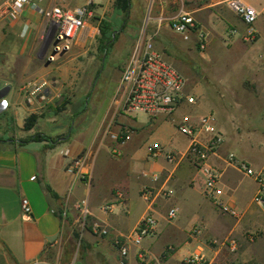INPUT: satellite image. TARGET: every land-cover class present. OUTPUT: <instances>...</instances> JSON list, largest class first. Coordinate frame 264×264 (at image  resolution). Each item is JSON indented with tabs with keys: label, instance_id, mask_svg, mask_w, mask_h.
<instances>
[{
	"label": "crops",
	"instance_id": "crops-1",
	"mask_svg": "<svg viewBox=\"0 0 264 264\" xmlns=\"http://www.w3.org/2000/svg\"><path fill=\"white\" fill-rule=\"evenodd\" d=\"M11 1L0 0V6ZM225 1L131 0V3H151L154 12L151 24L163 27L159 34L156 30L154 46L186 78L184 92L194 98L193 102L182 99L171 116H159L155 120L144 113L119 111L115 94L102 114L88 117L87 110L83 109L79 114L73 113L70 123L60 122L51 109L53 100L56 105L60 97L68 103L69 90L81 83L82 64L77 58L93 49L94 39H97V49L100 21L107 20L115 26L114 22L123 17L116 9L115 0H30L17 16H0V89L10 86L4 96L7 106L0 116V264H76L75 237H80L82 243L79 264H119L114 238L131 232L148 212L157 219L156 233L145 237L142 243L152 264H186L185 258L194 251L203 253L209 264H264V249L258 243L261 240L264 244L261 237L264 207L253 201L257 183L241 172L242 176L236 179L238 170L223 159L232 152L263 173L264 162L254 166L253 157L247 154L248 147L245 153L237 152L226 145L227 141L223 143L224 139L216 153L209 157L208 162L220 170L222 200L240 211V217L235 218L222 213L203 192L205 176L186 155L190 137L177 129L184 117L189 124H195L202 116L211 114L215 118V128L223 137L231 135L232 130L237 135L241 128L248 129L252 135L264 131V0H242L258 13L255 24L258 34L253 42L244 40L247 26ZM33 4L44 8L88 5L86 27L72 40V53L62 54L69 52L71 46L65 51H52L49 24ZM180 10L191 13L198 28L205 33V51L198 50L195 34L184 40L166 22L161 25V17H169ZM121 33L115 49L124 43L125 35ZM136 35L137 32L133 41ZM49 53L54 60L47 58ZM57 53L62 55L56 63ZM107 58V55L101 58L98 75L107 69L112 76L115 71V67H108ZM195 61L206 68L220 65L227 72L218 100L221 116L216 117L212 111L199 115L193 109L199 105L194 94L198 82L190 76L197 72ZM121 71L112 77L117 83ZM41 79L48 80L47 99H37L30 104L24 92L27 83H24ZM92 83L95 86L94 80ZM32 113L39 114L36 123L31 129L23 130L25 118ZM154 121L157 126L152 125ZM167 121L187 137L186 145L180 148L172 138L163 135L150 140L149 128L158 131ZM11 123L20 131L18 137L10 135ZM48 124L54 128H49ZM108 124L112 131L127 125L132 129L129 138L123 143L113 141L104 134ZM37 132L56 141H23ZM210 136L204 131L194 134L203 144ZM232 142L241 148L237 136ZM155 143L176 153V160L169 162L163 155L150 156L149 146ZM80 154L84 157L79 171L66 170ZM86 171L92 176L90 185L80 174ZM153 175L158 178L154 180ZM145 187L151 189L152 196L148 199L142 195ZM22 197L30 203L29 215L21 210ZM84 198L90 209L89 220L101 223L107 228V234H98L91 228L76 232L73 224L77 216L75 204ZM134 198L144 205L135 218H130L132 215L126 214L134 212L138 205ZM105 204L112 205V209L102 211L100 207ZM172 207L177 209L178 219L174 223L172 220L176 216L168 219ZM215 210L218 211L215 213ZM211 213L216 215L211 217ZM179 218H183L182 223H178ZM193 227L200 231L197 236L190 232ZM163 232L170 240L157 245L158 236ZM178 238L184 239L183 247L176 250L171 241ZM227 238L236 241V250L231 251L225 245ZM125 264H141L134 246L130 247Z\"/></svg>",
	"mask_w": 264,
	"mask_h": 264
},
{
	"label": "built area",
	"instance_id": "built-area-1",
	"mask_svg": "<svg viewBox=\"0 0 264 264\" xmlns=\"http://www.w3.org/2000/svg\"><path fill=\"white\" fill-rule=\"evenodd\" d=\"M40 1V0H38ZM26 3L30 0H12L4 6H0V16L9 14L13 17L17 16ZM32 3H37L33 1ZM225 4L234 11L247 26L244 35L246 42H253L257 38V29L255 21L258 16L256 9L242 0H226ZM34 8L43 15L52 29L51 46L52 51L60 52L68 50L72 40L78 36L86 27V18L89 14L88 5L76 6L73 8H64L59 5L49 7H41L33 4ZM160 22H166L170 29L180 35L182 39L189 40L193 34L196 36L195 44L200 52L206 49V35L198 28V25L191 13L180 10L179 12L169 16L161 17ZM156 31L149 33L147 31V23L140 27L127 59L120 75L117 85L116 99L118 100V110L127 114L144 113L151 119L155 120L159 116L169 117L176 110L182 99L193 102V97L188 96L184 92L186 78L179 73L154 46ZM47 58L54 60L53 54L49 53ZM48 80H34L28 82L24 89L27 102L33 104L35 100H46L48 93L46 86ZM4 103L7 106L6 99ZM215 118L208 114L200 118L198 123L189 124L188 118L184 117L177 124V129L190 137V144L186 151V155L192 160L193 164L205 176L203 192L214 202L217 208L225 214H229L235 218L240 217V211L228 205L222 200L223 189L220 183V170L211 165L209 157L215 154L217 148L222 143L224 137L215 126ZM132 129L127 125H122L119 131H112L111 124L104 129V134L115 142H125ZM197 131H204L211 136L206 143H201L194 138ZM150 156L158 157L163 155L167 161L174 162L176 153L166 149L160 144H152L149 146ZM83 155H77L72 162L67 165L68 171H79V167L83 161ZM224 162L241 172L242 174L252 177L257 183V191L253 197V201L264 207V173L251 167L245 160L239 159L234 153L230 152L224 157ZM86 183L90 185L92 176L86 172H81ZM157 175H153V179H157ZM151 189L143 188L142 195L144 199L151 197ZM20 207L25 215L31 213V206L27 198L22 197ZM77 216L73 222L78 231L82 232L87 228L99 232L101 235L108 233L106 227L96 221H90V209L87 199H81L75 204ZM104 212L110 211L112 205L105 204L100 207ZM177 209L172 207L168 211V219L176 216ZM65 215V211L63 212ZM157 230V219L151 212L145 214L136 227L127 234H120L113 240V246L118 252L119 264H125L128 257L130 247L136 248V255L141 264H152L148 257V252L143 247V239L147 236L154 235ZM199 233V229L195 227L193 230ZM264 240V231L261 233ZM225 245L234 251L237 243L234 239L227 238ZM186 264H209V259L200 251H194L185 258ZM37 264H48L47 262H38ZM230 264H239L232 262Z\"/></svg>",
	"mask_w": 264,
	"mask_h": 264
},
{
	"label": "rangeland",
	"instance_id": "rangeland-1",
	"mask_svg": "<svg viewBox=\"0 0 264 264\" xmlns=\"http://www.w3.org/2000/svg\"><path fill=\"white\" fill-rule=\"evenodd\" d=\"M131 4L133 6L131 5L129 14L126 17L123 15V17L120 20H118L117 22H114L115 31H117L118 33H117L116 40H114V43L111 45V47L109 48L106 54L107 57L109 58V60L108 58L106 59V62L109 63L108 67H111V68L115 67V71H113V74H111L112 76H110V74L107 72L108 71L107 69L102 70L100 72V75H98L99 69H100L99 65H100V61L103 55L95 48L97 39H94V42L92 43V46H91V48H93L92 50L88 49L86 52H84V54L80 55L77 58L80 64H82L80 67L81 75H79L81 76L82 79H81V83L79 84V86L69 90L68 96L70 97V100L65 105V107L57 113V117L59 121L62 122L63 124L70 123L72 118L74 117L73 113L79 114L81 113L83 109L85 111L87 110L85 113H87L88 117H91L92 115H95V114H100V113L102 114L103 109L108 104L112 95L115 94V98L118 96L116 94L118 83L115 81V78H112V77L116 76L117 71L122 70L123 67L125 66L127 62L126 59H128L130 51H131V47L133 45V37L136 34V32L138 33L140 27L143 26L145 23H147V31L149 33L154 32L157 29H158V34L162 31L163 29L162 26L158 27V24L156 26H153L151 24L150 17H152L154 13L153 10H151V3H131ZM257 21L258 19L256 18L255 24L257 23ZM161 25H163V22L161 23ZM119 32H122L121 34L125 35L124 36L125 40L122 45H119L117 49H115L116 42L118 41V38L120 36ZM48 33H49L48 37L51 38L53 34V31L51 28L50 30H48ZM99 36H100V33L98 30L96 34V38ZM154 42H156V39ZM73 51H74V47L71 46V50L69 52H63L62 54L63 55L70 54ZM62 54L57 53L55 55L56 63L59 60H61L60 56ZM200 64L202 63L199 61H195V65H196L195 70L197 72L195 76L190 73V76L192 77V79L198 82L197 85L195 86L194 94L197 98V104L199 105L197 107L195 105L193 109H195V112L199 115L212 111L216 115V117H218V114L219 116H221L222 111H221V108L218 107L221 104L218 102V100H220L221 98L219 96V93L222 91L221 89L223 88L221 85L225 84L226 82L225 76L227 72L224 71V69L220 67V65H217V64L213 67L210 66L208 68H206L204 65L200 66ZM233 75H236V74H233ZM95 76L96 78H94ZM93 80H94L95 86L92 83ZM26 83H28V81H26L24 84ZM262 96L264 98V93ZM54 102L55 100H53L51 105H53ZM157 124L158 123L154 121V124L152 125L157 126ZM1 125L2 124H0V126ZM48 126L49 128H54L52 124H48ZM48 126L46 125V128H48ZM149 129H150L149 134H151V136L149 137L150 140L159 138L160 135H163L166 138H169V139L172 138L174 144L180 148L186 145V143L188 142L187 137L180 134L176 130L174 125L171 124V122H168V121L164 122L162 126H160L158 131H153L154 128H149ZM230 133L231 135L224 137V142H223V143H226L227 141L226 145L228 144L227 146L230 149L233 148V150H237V152L239 151V152L245 153L246 147H248L249 150L247 154L253 157V161L255 163L254 166L256 164L261 165L264 162V131L256 132L254 133V135H252L253 133L251 134V132L248 129L241 128V132H237L238 133L237 135L235 134L236 132L233 130ZM19 134L21 133L18 130V128L14 127V125L11 123L10 135H15L18 137ZM236 136L240 139L241 144L239 145H241V148L238 145H234L232 142L233 138ZM235 176H236V179L239 180V177H241L242 174L239 171H236ZM251 188L252 187L249 186V189ZM134 200L138 203V205L135 206L134 212L131 210L132 213L129 212L126 214L129 217L132 215L130 218H135L144 205L143 201L137 198H134ZM119 209L120 211H123L122 208H119ZM217 211L215 210V213ZM125 213H126V210H125ZM213 215H216V214L211 213V217ZM177 219L178 218L176 216L172 220V222L173 223L176 222ZM182 221H183V218H179L178 223H182ZM194 229L195 227H193L192 230H190V232L193 234H196L195 236H197V234L199 233L194 232L193 231ZM76 232L78 233L77 228H76ZM97 233L100 234L99 232ZM168 240H170V238L168 237L167 234H165L164 232L160 233L157 239V245L162 243V241L168 242ZM183 240L184 239L178 238L175 241H171L174 247L176 248V250L183 247V243H182ZM258 243L261 244L262 245L261 247L264 249L263 241L259 240ZM81 246H82V243L80 241V237H75L73 251H75L76 253L75 254L76 264H79V262L77 261L80 260Z\"/></svg>",
	"mask_w": 264,
	"mask_h": 264
},
{
	"label": "trees",
	"instance_id": "trees-1",
	"mask_svg": "<svg viewBox=\"0 0 264 264\" xmlns=\"http://www.w3.org/2000/svg\"><path fill=\"white\" fill-rule=\"evenodd\" d=\"M115 5L116 9L118 10L119 13L124 15L125 17L129 14L130 11V5H131V0H115ZM123 27V25H122ZM99 32H100V37L98 39V45H97V50L102 53V55H106L109 48L111 45L114 43V40H116L117 37V31H115V28L113 24L107 20H101L99 23ZM102 56V57H103ZM67 101L63 100L59 104H54L51 106V109L55 112L58 113L61 111ZM4 113H1L0 116H2ZM39 117V114L37 113H32L29 116L25 118L24 125H23V130H29L31 129L34 124L36 123L37 119ZM28 139H33V140H51L52 142H55L56 139H51V137L44 135L43 133H35L32 136L23 139V141H26Z\"/></svg>",
	"mask_w": 264,
	"mask_h": 264
},
{
	"label": "water",
	"instance_id": "water-1",
	"mask_svg": "<svg viewBox=\"0 0 264 264\" xmlns=\"http://www.w3.org/2000/svg\"><path fill=\"white\" fill-rule=\"evenodd\" d=\"M9 89H10L9 85H6L0 89V112H2L6 107L3 99H4V96L7 94V92L9 91ZM62 99L63 97H60L58 101L56 102V104H59L62 101Z\"/></svg>",
	"mask_w": 264,
	"mask_h": 264
}]
</instances>
